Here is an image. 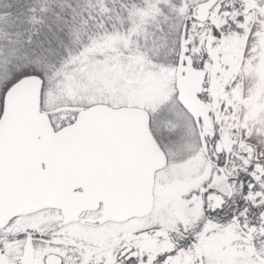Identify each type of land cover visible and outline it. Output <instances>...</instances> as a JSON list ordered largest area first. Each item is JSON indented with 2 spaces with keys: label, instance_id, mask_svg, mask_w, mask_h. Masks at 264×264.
<instances>
[{
  "label": "snow or ice",
  "instance_id": "snow-or-ice-1",
  "mask_svg": "<svg viewBox=\"0 0 264 264\" xmlns=\"http://www.w3.org/2000/svg\"><path fill=\"white\" fill-rule=\"evenodd\" d=\"M0 264H264V0H0Z\"/></svg>",
  "mask_w": 264,
  "mask_h": 264
}]
</instances>
